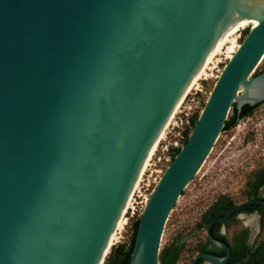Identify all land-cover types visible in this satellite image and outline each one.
Here are the masks:
<instances>
[{"label": "water", "instance_id": "obj_1", "mask_svg": "<svg viewBox=\"0 0 264 264\" xmlns=\"http://www.w3.org/2000/svg\"><path fill=\"white\" fill-rule=\"evenodd\" d=\"M254 25L150 192L128 264H159L163 230L232 104L264 100V0H0V264H103L144 164L238 21ZM207 225L221 264L229 246Z\"/></svg>", "mask_w": 264, "mask_h": 264}, {"label": "rangeland", "instance_id": "obj_2", "mask_svg": "<svg viewBox=\"0 0 264 264\" xmlns=\"http://www.w3.org/2000/svg\"><path fill=\"white\" fill-rule=\"evenodd\" d=\"M245 21L235 32L237 44L245 31L252 25ZM237 37V38H236ZM226 43L221 51L208 63L205 73L185 95L176 112L163 131L153 153L134 188L130 201L123 214L122 227L117 230L110 251L118 244L128 245L132 234V224L141 215L143 206L171 161L175 144L179 148L184 143V132L190 128L191 117L199 113L219 76L225 63L230 58ZM264 69V56L256 72ZM232 114V108L228 117ZM264 168V100L253 112L241 118L237 125L222 130L208 157L184 188L174 204L166 221L160 252L172 242H181L182 249L176 264L189 263L197 253V248L204 243L205 225L199 228L203 214L221 196L230 198L236 205L249 199L251 183L256 173ZM264 196V185L258 191ZM246 216H255L258 231L253 234L244 223ZM231 242L245 235L253 248L264 239V215L258 213L242 214L226 220L221 227ZM106 255V257L108 256ZM105 257V258H106Z\"/></svg>", "mask_w": 264, "mask_h": 264}, {"label": "trees", "instance_id": "obj_3", "mask_svg": "<svg viewBox=\"0 0 264 264\" xmlns=\"http://www.w3.org/2000/svg\"><path fill=\"white\" fill-rule=\"evenodd\" d=\"M249 30V27L246 29L245 34ZM260 72V71H259ZM258 73V72H256ZM261 102L250 105V104H243L241 108L237 107L236 102L232 104V114L226 119L225 125L222 130H228L233 128L237 125L238 121L251 114L256 106H258ZM199 113H195L190 119V128H188L184 132V142L186 141L191 129L193 128ZM179 151V147L174 148L172 152L171 158H173L176 153ZM264 185V168L260 169L252 183L250 188V198H261L262 196L259 195L258 191L260 187ZM236 204L228 197L221 196L219 197L203 214L202 220L200 224H207L213 218L224 214L230 208L234 207ZM258 210L261 217L264 215V204L260 203H251L248 205L243 206L239 210L233 212L229 218L235 217V215L239 211H246L252 212ZM139 218H136L132 224V234L131 239L128 245L125 244H118L108 254L105 258L103 264H128L130 259V253L132 250L134 237L138 225ZM220 222L216 223L217 225ZM215 225V224H214ZM182 245L180 242L171 243L169 246L165 247L159 254V264H175L177 261ZM238 247H236L234 253L235 256L231 260L234 264H264V239L259 242L257 246L254 248L251 245H247L244 250L238 251ZM229 261L227 264H231L232 262Z\"/></svg>", "mask_w": 264, "mask_h": 264}, {"label": "flooded vegetation", "instance_id": "obj_4", "mask_svg": "<svg viewBox=\"0 0 264 264\" xmlns=\"http://www.w3.org/2000/svg\"><path fill=\"white\" fill-rule=\"evenodd\" d=\"M261 198H264V196H262ZM261 204V203H260ZM252 213H258L259 215H260V213H259V211L258 210H255V211H252V212H246V211H239L236 215H235V217L236 216H240V215H242V214H252ZM261 216V215H260ZM232 218H234V217H232ZM229 219H231V218H229V217H227L225 220H223V221H219L220 223L217 225L216 223H218V222H215V223H213L211 226H210V228H209V232H210V234H211V236L214 238V239H216L217 241H219V242H224V243H226L228 246H229V248H230V254H229V256H228V258L223 262V263H221V264H227L229 261H231L233 258H234V256H235V253H234V251H235V249H236V247H238V251H242V250H244L245 249V247L247 246V245H249L248 244V242H247V240H246V237H245V235H243L242 237H238L237 239H235V242L233 243V242H231L228 238H227V236H226V234H225V232H223L222 230H221V227L223 226V224H224V222L226 221V220H229ZM211 221V220H210ZM209 221V222H210ZM208 222V223H209ZM201 222H199L198 223V226H199V228H202L203 227V225H205V240H204V243L202 244V245H200L198 248H197V253L195 254V256L197 255V254H199V253H201V252H208V253H211V254H213V255H216V256H219V257H224L225 255H226V252L224 251V250H221V249H217V248H215L214 246H212V244L210 243V241H209V239H208V234H207V225H208V223L207 224H200ZM215 224V225H214ZM178 242V241H177ZM172 243H174V242H172ZM181 243V242H180ZM181 245H182V243H181ZM182 248V247H181ZM194 256V257H195ZM194 257L191 259V261L189 262V263H181V264H193V260H194ZM179 258V257H178ZM178 260V259H177ZM232 262V261H231ZM177 263V261L175 262V264ZM194 264H215V263H210V262H207L205 259H203V258H198L196 261H195V263ZM231 264H234L233 262L231 263Z\"/></svg>", "mask_w": 264, "mask_h": 264}, {"label": "bare ground", "instance_id": "obj_5", "mask_svg": "<svg viewBox=\"0 0 264 264\" xmlns=\"http://www.w3.org/2000/svg\"><path fill=\"white\" fill-rule=\"evenodd\" d=\"M252 21V25L255 24V21L250 19V18H245V19H242L240 21H238L236 24L233 25V27L230 29V31L228 32V34L225 36V38L222 40V42L219 44V46L216 48V50L213 52V54L211 55V57L208 59V61L206 62V64L204 65V67L202 68V70L199 72V74L197 75V77L195 78V80L192 82V84L190 85V87L188 88V90L186 91V93L184 94V96L182 97L181 101L179 102L177 108L179 107V105L181 104L182 100L184 99L185 95L190 91V89L195 85V83L197 82V80L205 73L206 71V68L208 66V63L215 57L216 54H218L221 49L223 48V46L226 44V43H229V45L227 46V52H228V56H232V54L236 51L237 47L239 46V44H237L236 42V39L234 37L235 35V32L238 30L239 26L242 25L245 21ZM237 38V37H236ZM176 108V110H177ZM175 110V112H176ZM163 134V133H162ZM162 134L160 135V137L158 138L156 144L154 145L152 151L150 152L145 164H144V167L142 169V172L146 166V163L148 161V159L150 158L151 154L153 153L154 151V148L156 147L159 139L161 138ZM141 176V175H140ZM140 178V177H139ZM138 178V180H139ZM138 182V181H137ZM136 182V184H137ZM135 184V186H136ZM134 186V188H135ZM134 191V190H133ZM132 195V194H131ZM131 197V196H130ZM129 201H130V198L126 204V207L128 206L129 204ZM126 207L124 209V211L126 210ZM124 214V212H123ZM123 214L121 215L120 219H119V222L115 228V231L112 235V239L111 241L113 242V239L115 238V234L117 232L118 229H120L122 227V224L124 223L123 221ZM245 217V216H244ZM244 223L250 227L251 231L253 232V234H256L257 231H258V228H257V223H256V217L255 216H246L245 217V220H244Z\"/></svg>", "mask_w": 264, "mask_h": 264}, {"label": "built area", "instance_id": "obj_6", "mask_svg": "<svg viewBox=\"0 0 264 264\" xmlns=\"http://www.w3.org/2000/svg\"><path fill=\"white\" fill-rule=\"evenodd\" d=\"M189 120H190V118H189ZM189 126H190V124H189ZM183 138H184V137H183ZM175 145H176L177 147L180 146V145H178V144H175Z\"/></svg>", "mask_w": 264, "mask_h": 264}]
</instances>
